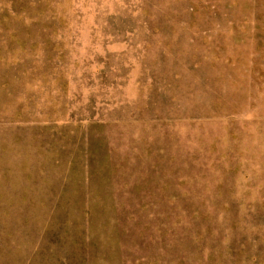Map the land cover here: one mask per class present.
<instances>
[{"label":"rangeland","instance_id":"rangeland-1","mask_svg":"<svg viewBox=\"0 0 264 264\" xmlns=\"http://www.w3.org/2000/svg\"><path fill=\"white\" fill-rule=\"evenodd\" d=\"M0 264H264V0H0Z\"/></svg>","mask_w":264,"mask_h":264}]
</instances>
